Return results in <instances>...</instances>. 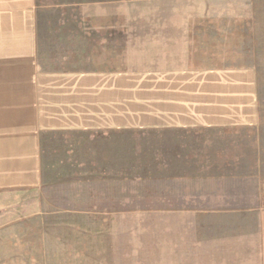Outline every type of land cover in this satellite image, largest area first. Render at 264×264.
I'll return each instance as SVG.
<instances>
[{"label":"crops","instance_id":"crops-1","mask_svg":"<svg viewBox=\"0 0 264 264\" xmlns=\"http://www.w3.org/2000/svg\"><path fill=\"white\" fill-rule=\"evenodd\" d=\"M35 3L0 0V210L11 198L46 187L52 138L84 134L87 140L70 151L79 153L83 173L96 167L87 182L109 183L105 198L95 195L100 207L88 212H120L114 194L120 183L142 182L144 210L192 215L195 229L217 223V231L231 232L214 236L213 245L237 246L264 264V139L255 69L44 71L35 54ZM135 131L159 133L160 141L144 155L135 145L123 157L118 145L105 147V133Z\"/></svg>","mask_w":264,"mask_h":264},{"label":"rangeland","instance_id":"rangeland-1","mask_svg":"<svg viewBox=\"0 0 264 264\" xmlns=\"http://www.w3.org/2000/svg\"><path fill=\"white\" fill-rule=\"evenodd\" d=\"M35 4V54L44 71L253 67L264 139V0ZM104 136L105 147L118 145L121 157L128 153L126 147L135 145L137 154L144 155L151 152L148 145L160 141L159 133L139 131ZM84 140V134L76 133L52 138L46 187L11 198L1 208L0 264H261L241 255L237 246L213 245L214 236L231 232L223 227L217 231V223L212 229L205 224L195 229L192 215L144 210L138 195L145 192L137 188L146 186L142 182L120 183L121 189L114 192L120 212H88L100 207L95 195L105 198L109 183L86 181L95 176L96 167L83 173L79 153L70 151ZM134 169L138 173L143 166ZM98 185L105 189H95ZM104 198L99 202L106 203Z\"/></svg>","mask_w":264,"mask_h":264}]
</instances>
